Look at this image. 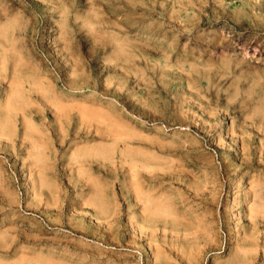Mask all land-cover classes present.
I'll list each match as a JSON object with an SVG mask.
<instances>
[{
    "label": "rangeland",
    "instance_id": "374dc122",
    "mask_svg": "<svg viewBox=\"0 0 264 264\" xmlns=\"http://www.w3.org/2000/svg\"><path fill=\"white\" fill-rule=\"evenodd\" d=\"M250 137L264 0H0V264H264Z\"/></svg>",
    "mask_w": 264,
    "mask_h": 264
},
{
    "label": "bare ground",
    "instance_id": "6f19581e",
    "mask_svg": "<svg viewBox=\"0 0 264 264\" xmlns=\"http://www.w3.org/2000/svg\"><path fill=\"white\" fill-rule=\"evenodd\" d=\"M24 63V62H23ZM23 66V65H22ZM24 67V66H23ZM13 77V76H12ZM20 81V80H19ZM16 87V86H15ZM12 106V105H11ZM15 106V105H14ZM14 108V107H13ZM8 110V109H7ZM5 129V128H4ZM251 139L248 140L247 144L243 145L241 150L243 153L241 154L242 158V165L245 166V168H251V167H257L262 166L264 168V157L261 155H257V147L253 146V144L257 141H255L254 137H250ZM262 141V140H261ZM244 143V142H243ZM261 151V150H260ZM262 154V153H261ZM147 167V166H146ZM261 168V167H259ZM250 170V169H249ZM238 173V172H237ZM262 174V173H261ZM263 175V174H262ZM232 178V177H230ZM256 195V194H255ZM248 197V196H247ZM249 200V199H248ZM255 207V206H254ZM260 223H264V219L257 218L253 220V225L255 227L259 226ZM261 228V227H260ZM251 229V228H250ZM256 229V228H255ZM254 235V234H253ZM264 235V234H263ZM251 246V245H250ZM252 247V246H251Z\"/></svg>",
    "mask_w": 264,
    "mask_h": 264
}]
</instances>
